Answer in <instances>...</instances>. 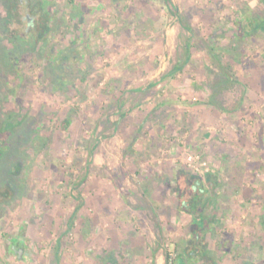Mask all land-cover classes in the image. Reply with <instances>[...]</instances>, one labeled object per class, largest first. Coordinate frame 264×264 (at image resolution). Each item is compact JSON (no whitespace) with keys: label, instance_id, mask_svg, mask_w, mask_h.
I'll use <instances>...</instances> for the list:
<instances>
[{"label":"rangeland","instance_id":"1","mask_svg":"<svg viewBox=\"0 0 264 264\" xmlns=\"http://www.w3.org/2000/svg\"><path fill=\"white\" fill-rule=\"evenodd\" d=\"M133 190L163 264H264V0H0V264L78 263L84 196L116 248Z\"/></svg>","mask_w":264,"mask_h":264},{"label":"crops","instance_id":"2","mask_svg":"<svg viewBox=\"0 0 264 264\" xmlns=\"http://www.w3.org/2000/svg\"><path fill=\"white\" fill-rule=\"evenodd\" d=\"M125 75L116 78V83L120 84L122 79H125ZM127 79V78H126ZM220 90H225L226 88L221 86V84H218ZM226 86V85H225ZM222 87V88H221ZM143 89L140 88L137 90L139 93H143ZM212 97H211V103L215 105L217 108H220L218 104H215V96L218 91L216 89L212 88ZM116 95L117 99L116 100V106L118 107L117 111L121 110H128L131 111V103H132V98L127 97L126 99L123 100V98L120 96L122 93L119 91V87H116ZM214 100V101H213ZM139 102H137L135 105H138ZM128 107V108H127ZM216 109V108H214ZM218 110V109H216ZM126 115V114H125ZM124 115V116H125ZM131 115V114H129ZM121 121H123L121 119ZM67 124V123H66ZM130 149L135 151V143H132L130 145ZM129 153V152H128ZM127 157H132L134 154H128ZM139 154V153H138ZM135 153V156L138 155ZM228 157V155H226ZM134 160L137 159V157H133ZM174 171V170H172ZM122 172V171H121ZM199 183L192 184L191 186V191L193 192L189 200H184L182 202L181 207L189 210V214L193 218V230L192 231H197L199 230H204L207 227V224L211 223L210 221H207L205 219V216L203 214L204 212V203L202 202L203 199V193L207 191L206 186L203 185L202 181L197 179ZM134 192V193H133ZM130 196H128V200L125 202L121 212L117 214V221H116V248L111 242H105V235L103 232L99 231L96 229V220L94 217L89 215L87 213L88 211V198L84 196L80 203L74 208V211L72 214L69 216V226L68 230H70L73 227L74 222L78 217H81V223H82V229L79 232V245L77 249V254L78 258H76V261L78 263L75 264H149L150 262L147 261L148 256H151L150 260L152 261V264H163V259L161 256L160 251L158 250V247H154V250L150 251L147 247H149V244L146 241V238L143 235H137L136 232H134V227L132 220L133 218H130L131 215L130 213H139V219L142 220L148 227L150 222V214L146 210V206L141 205V203L134 198L136 195V191L133 190ZM134 194V195H133ZM193 199V200H192ZM137 201V202H136ZM181 201V199L179 200ZM193 201V202H192ZM142 212L144 214H142ZM40 213V211H38ZM142 214V215H141ZM41 216V214H40ZM130 216V217H129ZM37 219H40L41 217L36 216ZM32 222L31 220H29ZM28 220L26 221L25 219L22 221V225L20 226L21 228H24L25 223H28L31 225V223ZM53 221L56 222L54 218H50V222L52 223ZM175 222V221H174ZM54 223V222H53ZM34 224V222H33ZM158 225V226H157ZM156 225L157 229H153L151 226L149 227L151 230L152 236L148 237L149 241H151L150 238L154 236L156 238L159 233H162L164 231L165 227H167L168 222L163 224L162 219L158 220V224ZM165 225V226H164ZM128 226V227H125ZM131 226V227H129ZM199 235V233H197ZM192 233V232H191ZM195 233V232H193ZM19 235V234H18ZM196 235V238L198 237ZM62 237L58 236L55 241H54V247H55V257L60 258L61 254V243H62ZM28 241V239H27ZM144 243V244H143ZM110 244V245H109ZM139 246L144 248V251H140L138 248ZM82 257L84 259L82 260ZM24 258L27 260V255H24Z\"/></svg>","mask_w":264,"mask_h":264},{"label":"trees","instance_id":"3","mask_svg":"<svg viewBox=\"0 0 264 264\" xmlns=\"http://www.w3.org/2000/svg\"><path fill=\"white\" fill-rule=\"evenodd\" d=\"M29 20H30V18H28ZM30 24H33V20H30V22H29ZM250 32V31H249ZM251 32H253V30L251 31ZM177 69H179V68H177L176 67V69H174L171 73H169L171 76H173L176 72H177ZM199 183V181H197V184ZM196 184V185H197ZM193 193V192H192ZM181 196V195H180ZM194 195H192L191 197H193ZM193 200V199H192ZM193 202V201H192Z\"/></svg>","mask_w":264,"mask_h":264},{"label":"built area","instance_id":"4","mask_svg":"<svg viewBox=\"0 0 264 264\" xmlns=\"http://www.w3.org/2000/svg\"><path fill=\"white\" fill-rule=\"evenodd\" d=\"M190 160H191L192 162H194V158H193V157H190ZM204 166H206V163H205V162H203V163L200 164L199 166H196V167H195V170H196V171H200V168H201V167H204Z\"/></svg>","mask_w":264,"mask_h":264},{"label":"flooded vegetation","instance_id":"5","mask_svg":"<svg viewBox=\"0 0 264 264\" xmlns=\"http://www.w3.org/2000/svg\"><path fill=\"white\" fill-rule=\"evenodd\" d=\"M28 18H30V17H28ZM31 19V18H30ZM23 237V236H22ZM20 238H21V236H20ZM20 255V254H19Z\"/></svg>","mask_w":264,"mask_h":264}]
</instances>
